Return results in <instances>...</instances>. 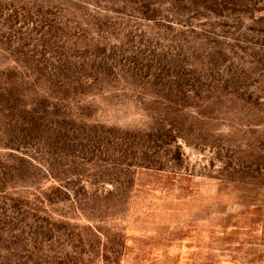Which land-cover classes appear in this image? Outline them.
I'll use <instances>...</instances> for the list:
<instances>
[{"label":"rangeland","instance_id":"374dc122","mask_svg":"<svg viewBox=\"0 0 264 264\" xmlns=\"http://www.w3.org/2000/svg\"><path fill=\"white\" fill-rule=\"evenodd\" d=\"M0 264H264V0H0Z\"/></svg>","mask_w":264,"mask_h":264}]
</instances>
